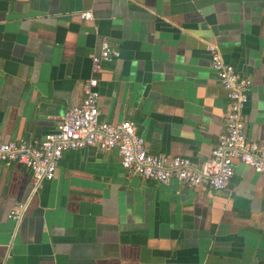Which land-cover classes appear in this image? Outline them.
<instances>
[{"label": "crops", "instance_id": "0c3cea01", "mask_svg": "<svg viewBox=\"0 0 264 264\" xmlns=\"http://www.w3.org/2000/svg\"><path fill=\"white\" fill-rule=\"evenodd\" d=\"M103 41L120 57L93 74ZM206 43L251 79L245 132L264 144V0H0V142L54 132L94 77L101 121H133L149 153L199 167L228 104ZM32 184L0 162V264H264V186L242 163L225 189H191L129 176L116 149L88 147Z\"/></svg>", "mask_w": 264, "mask_h": 264}, {"label": "built area", "instance_id": "2783aa9c", "mask_svg": "<svg viewBox=\"0 0 264 264\" xmlns=\"http://www.w3.org/2000/svg\"><path fill=\"white\" fill-rule=\"evenodd\" d=\"M83 21H91V11L79 13ZM210 67L226 92L228 100L225 112V133L212 150L211 155L197 167L181 156L151 154L145 148L144 139L137 133L133 121L113 125L99 119L98 81L87 79L82 86L80 105L66 111L56 130L41 139H18L0 142V162L17 163L27 168L33 178L34 195L43 182L52 181L63 154L88 147L99 150L116 149L121 167L129 176L153 181L163 186L177 182L191 189L207 187L214 191L225 189L234 176V163H242L253 169L264 186V144L247 139L244 109L249 100L252 81L240 76L227 63L218 46L206 43ZM120 51L103 41L98 53L90 55L93 74L101 71L104 64L119 59ZM28 203L13 209L8 218L20 223Z\"/></svg>", "mask_w": 264, "mask_h": 264}]
</instances>
